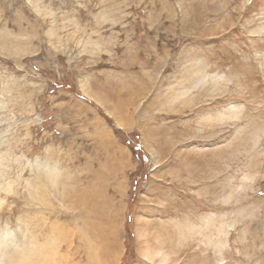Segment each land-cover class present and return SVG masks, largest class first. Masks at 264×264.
<instances>
[{
	"label": "rangeland",
	"instance_id": "1",
	"mask_svg": "<svg viewBox=\"0 0 264 264\" xmlns=\"http://www.w3.org/2000/svg\"><path fill=\"white\" fill-rule=\"evenodd\" d=\"M4 152L1 183L61 173L43 208L0 192L56 264H264V0H0Z\"/></svg>",
	"mask_w": 264,
	"mask_h": 264
},
{
	"label": "bare ground",
	"instance_id": "2",
	"mask_svg": "<svg viewBox=\"0 0 264 264\" xmlns=\"http://www.w3.org/2000/svg\"><path fill=\"white\" fill-rule=\"evenodd\" d=\"M51 35H52V32H51ZM14 39H16V38H14ZM16 41H18V40H16ZM17 44L20 45V43L18 42V43H15L14 46ZM22 46H24V45H22ZM19 49H21V48H19ZM14 50H15V48H14ZM83 91H84V89H83ZM88 94H89V92H88ZM88 97H89V95H88ZM240 109H242V108H239V107L233 105L231 112H230V108L228 107L227 113L221 112L222 113L221 116H217V117L215 116V117H212L213 119H211V118H209V119H210V121L211 120H218L219 118L220 119L225 118V119H230V120H231V118L238 119L239 118L238 115L241 112ZM215 118H218V119H215ZM219 121H221V120H219ZM256 136H258V135H256ZM7 154H8L7 152L0 154V167L5 165V163H6L5 160H8L5 157V155H7ZM28 166H30V165H28ZM33 167H35V169H34L35 173L33 172L32 169L30 170L31 172H33L32 177L31 176L21 177V175L18 174L17 178L15 177L16 180L14 178H12L9 180H5V183L0 182V192L2 190L5 193H12L11 192L12 190L11 191H8V190H10L12 188V184H15V182H17V184H19L23 187L24 194L26 195L25 197H27L28 200H30L32 203L38 205L39 208L40 207L43 208L41 205H43V206L46 205V202L48 201V198H46L45 194L51 195V193H52V195L54 197H56V194L61 193L62 190H60L58 188V185L60 184L61 173L58 171V168L50 166L45 162L42 163V162L35 161L33 163ZM23 169L24 168L21 166V171ZM1 173L2 172L0 169V174ZM252 174H254V173H252ZM247 175H249V174H247ZM21 179H22V182H21ZM15 187H13V188L15 189ZM14 189H13V193L14 192L16 193V191H14ZM56 198H58V197H56ZM2 203H3V199H2V197H0V205ZM211 217L212 216H209V215L206 216V220L204 219L206 224H208L212 221ZM23 220H25V219L23 218ZM201 220H203V219H201ZM206 221H209V222L207 223ZM24 223H25V221H24ZM203 223H204V221H203ZM34 224H35V222H34ZM34 224H32V226ZM28 225H31V224H28ZM170 225H172V224H170ZM179 225L180 224H178V227H179ZM220 225L221 226L219 228V232H220V234L223 235V237L217 238L214 242L211 241L212 242L211 244L213 245L211 247H212V249H214L215 254H221L222 253L221 252L222 246L226 242V240L224 238V232H222L223 226H222V224H220ZM183 226H184V224H183ZM194 226H196V225H193V226L191 225L190 227H191V229H193L195 231ZM174 227H177V226L174 225ZM180 227H182V226H180ZM196 227L198 228L199 225ZM203 227H205L207 229L206 226L203 225ZM29 229H31V228H29ZM33 229H35V228H33ZM55 229H56V226H53L52 231H51L52 233H50L51 237L46 235V237H44V240L40 242L38 239V236L42 232L41 228L35 229L34 231H31V232H28V229H27L25 231L26 233H23L22 237H20V238H17V236H15V235H11L5 228H0V264H50V263L56 264L57 263L56 261L58 258H60V256L58 255L59 252L57 250V248H58L57 238H56V236H53ZM200 229H201V227H200ZM180 230H181V228H180ZM180 230H178V231H180ZM184 230H185V227H184ZM197 231L199 232V230H197ZM201 231H203V230H201ZM188 232H191V230L187 231V233ZM194 233H196V231ZM188 234L185 236L187 237ZM192 234H193V232H192ZM197 235H198V233H197ZM198 236H200V235H198ZM201 236H202V234H201ZM186 237L181 236V238H186ZM205 237H206V235H205ZM156 238H159V236H157ZM204 240H205V238H204ZM146 244L147 245L144 248V256L146 257V259L148 261H151L152 259H154L156 257L159 260V264H166L167 262L171 261V255H170L171 253L169 251L163 250L164 249V241H162V243L159 247H155V248H153L151 245H149L148 242H146ZM204 244H205V241H204ZM57 256H58V258H56ZM220 259H221V256L219 259L214 260V261L217 262Z\"/></svg>",
	"mask_w": 264,
	"mask_h": 264
},
{
	"label": "trees",
	"instance_id": "3",
	"mask_svg": "<svg viewBox=\"0 0 264 264\" xmlns=\"http://www.w3.org/2000/svg\"><path fill=\"white\" fill-rule=\"evenodd\" d=\"M126 144L129 145L128 142ZM137 149H138V147L135 145V146H133L132 150H133V152H135V151H137Z\"/></svg>",
	"mask_w": 264,
	"mask_h": 264
}]
</instances>
